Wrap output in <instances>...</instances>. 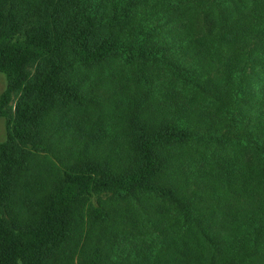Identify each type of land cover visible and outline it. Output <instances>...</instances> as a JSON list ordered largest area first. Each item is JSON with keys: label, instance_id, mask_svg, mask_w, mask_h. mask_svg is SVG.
Segmentation results:
<instances>
[{"label": "trees", "instance_id": "1", "mask_svg": "<svg viewBox=\"0 0 264 264\" xmlns=\"http://www.w3.org/2000/svg\"><path fill=\"white\" fill-rule=\"evenodd\" d=\"M112 58L158 65L187 89L159 91L173 103L137 132L131 165L65 171L24 220L12 200L16 149L43 150L58 106L79 104L74 67ZM0 72V264H49L79 203L104 194L168 216L156 264H264V0H0ZM89 213L111 219L103 203ZM126 214L111 220L135 225ZM121 254L102 247L81 264H151Z\"/></svg>", "mask_w": 264, "mask_h": 264}, {"label": "rangeland", "instance_id": "2", "mask_svg": "<svg viewBox=\"0 0 264 264\" xmlns=\"http://www.w3.org/2000/svg\"><path fill=\"white\" fill-rule=\"evenodd\" d=\"M72 72L77 94L81 96L79 104L58 106L50 119L51 126L44 130L43 150L35 151L30 145L21 144V149L15 147L18 163L12 200L16 213L24 220L33 218L41 210L46 195L64 177L65 171L86 161L111 164L114 169L131 165L137 132L149 125L150 119L161 123L158 116L163 111L161 107L173 103L172 99L165 102L159 91L164 87L183 92L187 89L162 77L165 72L158 65L128 63L120 58L90 69L74 67ZM7 83L6 75L0 72V95ZM17 101L18 97L11 100L13 111ZM6 139L5 120L0 117V142ZM184 151L190 165L196 166L189 149ZM101 203L109 209L111 219L127 213L135 225L125 226L111 219L98 221L89 210L90 204ZM152 205L155 207L154 202ZM165 207L170 210V206ZM77 208L65 242L49 264H81L102 247L120 253L125 248L128 254H121L122 258L133 257L136 262L150 258L151 264H156L162 256L163 234L156 225L166 223L167 215L162 217L156 210L153 215H142L133 206L119 203L107 194L87 197ZM172 248L169 243V253Z\"/></svg>", "mask_w": 264, "mask_h": 264}]
</instances>
